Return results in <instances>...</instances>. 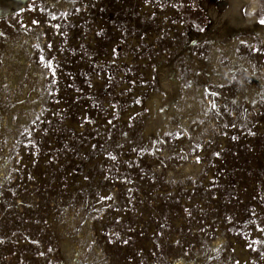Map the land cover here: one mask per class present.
I'll list each match as a JSON object with an SVG mask.
<instances>
[{"label":"rangeland","instance_id":"rangeland-1","mask_svg":"<svg viewBox=\"0 0 264 264\" xmlns=\"http://www.w3.org/2000/svg\"><path fill=\"white\" fill-rule=\"evenodd\" d=\"M262 19L0 0V264H264Z\"/></svg>","mask_w":264,"mask_h":264},{"label":"snow or ice","instance_id":"snow-or-ice-1","mask_svg":"<svg viewBox=\"0 0 264 264\" xmlns=\"http://www.w3.org/2000/svg\"><path fill=\"white\" fill-rule=\"evenodd\" d=\"M260 23L264 24V19H262V20L260 21ZM213 107H215V105H213Z\"/></svg>","mask_w":264,"mask_h":264}]
</instances>
